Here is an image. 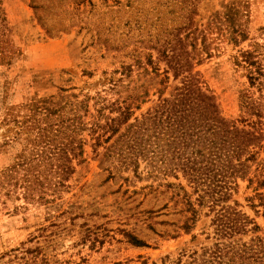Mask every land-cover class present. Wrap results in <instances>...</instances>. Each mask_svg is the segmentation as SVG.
Returning a JSON list of instances; mask_svg holds the SVG:
<instances>
[{
    "label": "rangeland",
    "instance_id": "1",
    "mask_svg": "<svg viewBox=\"0 0 264 264\" xmlns=\"http://www.w3.org/2000/svg\"><path fill=\"white\" fill-rule=\"evenodd\" d=\"M243 51L257 61L253 82ZM176 54L190 59L226 119L254 116L241 112L242 91L264 111V0H0V171L25 148L12 140L15 123L30 116L35 100L83 102L84 123L82 157L70 164L76 173L45 183L46 200L26 199L21 187L0 192V264L201 262L217 238L204 214L190 231L181 228L186 213L171 185L193 191L187 179L151 175L143 159L126 168L118 158L129 153V125L160 103L161 90L170 96L189 75L167 74ZM127 105L131 119L115 135L94 131L96 121L120 116ZM250 177L239 180L233 198L260 225L246 241L264 237V170L255 164Z\"/></svg>",
    "mask_w": 264,
    "mask_h": 264
},
{
    "label": "trees",
    "instance_id": "2",
    "mask_svg": "<svg viewBox=\"0 0 264 264\" xmlns=\"http://www.w3.org/2000/svg\"><path fill=\"white\" fill-rule=\"evenodd\" d=\"M242 55L250 66L253 82L257 78V61L251 52L243 51ZM169 58L167 74L174 70L177 79L180 73L189 70V75H183L181 84L175 86L170 96L164 97L161 90L160 103L129 125L126 134L129 153L123 150L118 158L126 168L134 165L137 168L143 159L151 175L173 173L178 177L181 172L187 179L193 191L182 183L171 185L178 187L176 194L181 196L178 202L186 213L181 228L190 231L204 214L212 217L211 226L217 238L197 264H264V237L243 239V235L260 230V225L233 199L240 179L253 180L250 177L253 165L264 170L262 103L242 91L241 112L250 110L254 116L246 120L242 115L238 121H230L221 114L215 95L203 85L199 74L192 72L190 59L177 54ZM165 77L170 79V75ZM64 99L54 95L35 100L30 105V116L16 120L12 140L26 144L16 161L0 171V192L5 186L21 187L26 199L44 201L48 190L45 183H65L76 173L70 164L82 157L84 151L81 140L77 142L78 131L84 124L78 115L83 102ZM127 106L120 116H108L104 124L96 121L94 131L101 126L115 135L131 119L132 112ZM245 121L247 128L239 125ZM102 136L103 133L98 135V140ZM131 238L137 246H148L135 236Z\"/></svg>",
    "mask_w": 264,
    "mask_h": 264
}]
</instances>
